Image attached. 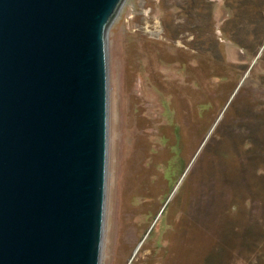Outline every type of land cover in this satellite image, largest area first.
Returning <instances> with one entry per match:
<instances>
[{"label": "rangeland", "instance_id": "374dc122", "mask_svg": "<svg viewBox=\"0 0 264 264\" xmlns=\"http://www.w3.org/2000/svg\"><path fill=\"white\" fill-rule=\"evenodd\" d=\"M259 2L124 3L108 35L101 264H264Z\"/></svg>", "mask_w": 264, "mask_h": 264}, {"label": "water", "instance_id": "95a60500", "mask_svg": "<svg viewBox=\"0 0 264 264\" xmlns=\"http://www.w3.org/2000/svg\"><path fill=\"white\" fill-rule=\"evenodd\" d=\"M125 2L0 0V264H101Z\"/></svg>", "mask_w": 264, "mask_h": 264}, {"label": "trees", "instance_id": "16d2710c", "mask_svg": "<svg viewBox=\"0 0 264 264\" xmlns=\"http://www.w3.org/2000/svg\"><path fill=\"white\" fill-rule=\"evenodd\" d=\"M259 5L264 6V0H260Z\"/></svg>", "mask_w": 264, "mask_h": 264}]
</instances>
